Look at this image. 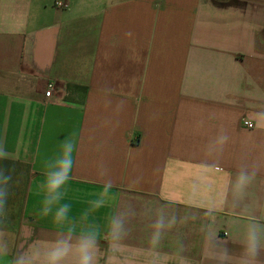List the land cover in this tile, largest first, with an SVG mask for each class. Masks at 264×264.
I'll use <instances>...</instances> for the list:
<instances>
[{
    "label": "crops",
    "instance_id": "obj_1",
    "mask_svg": "<svg viewBox=\"0 0 264 264\" xmlns=\"http://www.w3.org/2000/svg\"><path fill=\"white\" fill-rule=\"evenodd\" d=\"M56 1L0 0V145L10 157L0 165L13 174L17 244L52 238L36 214L38 185L66 137L78 146L66 195L73 215L97 194L102 167L118 189L140 178L115 201L138 212L160 207L158 193L180 200L192 184L227 193L240 166L259 167L246 203L264 202V125H243L264 122V0ZM217 220L226 238L228 216ZM147 224L131 221V246ZM190 240L197 255L198 236ZM226 242L239 252L235 238Z\"/></svg>",
    "mask_w": 264,
    "mask_h": 264
},
{
    "label": "clouds",
    "instance_id": "obj_2",
    "mask_svg": "<svg viewBox=\"0 0 264 264\" xmlns=\"http://www.w3.org/2000/svg\"><path fill=\"white\" fill-rule=\"evenodd\" d=\"M261 125L264 122L256 121L255 126ZM226 142L224 137L218 140L221 146ZM77 156L76 142L66 137L44 162L36 214L49 220L54 231L43 244L27 247L16 243L10 228L8 200L13 174L0 165V264H264V202L246 203L258 181V166L238 167L227 193L208 196L200 184H192L180 200L158 193L155 195L163 204L158 208L145 204L139 212L131 201L121 199L119 205L115 201L120 192L138 185L140 178L128 189H118L102 167L97 194L85 210L73 215L66 195ZM9 158L0 145V161ZM175 205L185 209L183 214L172 210ZM101 209H107L103 223L96 216ZM237 209H242L239 214ZM221 214L228 216L226 238H235L237 253L219 235L217 218ZM138 216L146 218L148 224L144 239L133 247L128 243L131 221ZM192 234L199 240L197 255L192 254Z\"/></svg>",
    "mask_w": 264,
    "mask_h": 264
},
{
    "label": "built area",
    "instance_id": "obj_3",
    "mask_svg": "<svg viewBox=\"0 0 264 264\" xmlns=\"http://www.w3.org/2000/svg\"><path fill=\"white\" fill-rule=\"evenodd\" d=\"M56 6L59 8H67L68 3L65 0H57ZM54 93H55V85L53 83L48 84L47 91L45 93V97L47 101H51L53 99ZM243 125L245 128H248V129H253L255 127V125L249 120H245L243 122Z\"/></svg>",
    "mask_w": 264,
    "mask_h": 264
}]
</instances>
